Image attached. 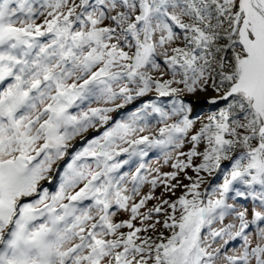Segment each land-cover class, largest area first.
Listing matches in <instances>:
<instances>
[{"label":"snow or ice","instance_id":"obj_1","mask_svg":"<svg viewBox=\"0 0 264 264\" xmlns=\"http://www.w3.org/2000/svg\"><path fill=\"white\" fill-rule=\"evenodd\" d=\"M0 264H264V0H0Z\"/></svg>","mask_w":264,"mask_h":264},{"label":"rangeland","instance_id":"obj_2","mask_svg":"<svg viewBox=\"0 0 264 264\" xmlns=\"http://www.w3.org/2000/svg\"><path fill=\"white\" fill-rule=\"evenodd\" d=\"M190 99H193V98H190ZM205 103V101H201V102H199V104H197V108H196V111H197V113H199L200 115H205L208 111H209V109H210V107L211 106H209V105H207L206 103ZM77 142V141H76ZM75 142V143H76ZM77 144H79V145H77ZM76 145L78 146V147H80L81 146V142L80 143H77ZM150 156L151 157H154L155 156V154L153 153V154H150Z\"/></svg>","mask_w":264,"mask_h":264},{"label":"bare ground","instance_id":"obj_3","mask_svg":"<svg viewBox=\"0 0 264 264\" xmlns=\"http://www.w3.org/2000/svg\"><path fill=\"white\" fill-rule=\"evenodd\" d=\"M193 100H195L196 102H197V104H199V102H201V101H206V98L205 97H200L199 98V100H197L196 98H193ZM206 103V102H205ZM207 104V103H206ZM200 105V104H199ZM208 105V104H207ZM210 106V105H209ZM77 143H80V141L78 140L77 142H76V144ZM77 145H79V144H77ZM76 145V146H77ZM78 147V146H77Z\"/></svg>","mask_w":264,"mask_h":264},{"label":"water","instance_id":"obj_4","mask_svg":"<svg viewBox=\"0 0 264 264\" xmlns=\"http://www.w3.org/2000/svg\"><path fill=\"white\" fill-rule=\"evenodd\" d=\"M205 104V103H204Z\"/></svg>","mask_w":264,"mask_h":264}]
</instances>
